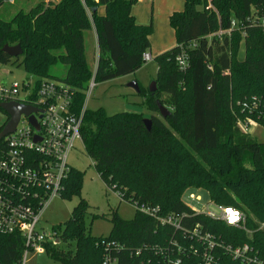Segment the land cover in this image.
Returning a JSON list of instances; mask_svg holds the SVG:
<instances>
[{
    "label": "trees",
    "instance_id": "16d2710c",
    "mask_svg": "<svg viewBox=\"0 0 264 264\" xmlns=\"http://www.w3.org/2000/svg\"><path fill=\"white\" fill-rule=\"evenodd\" d=\"M10 1L0 0V9ZM139 1H41L10 20L0 17V64L23 67L37 87L44 79L67 84L75 92V111L80 114L94 76L96 83H102L142 68L143 55L151 50L153 25L137 23L132 9ZM208 2L186 0L184 10L169 17L177 43L155 58L159 88L145 102L152 112L151 130L142 115L87 109L81 128L84 149L100 178L123 199L160 206L164 214H191L182 195L186 188L197 187L208 190L215 202L243 210L247 227L254 231L251 237L201 215L193 223L204 225L205 231L228 244L248 243L264 255V231H257L264 223V142L243 134L236 119V113L243 115L236 102L255 95L262 112L256 114L258 123L264 126V31L248 22L264 13V0H212V7ZM100 6L105 8L103 16L98 15ZM234 19L245 25L243 31L233 29L231 37L207 39L220 29H230ZM93 30L99 48L95 73L86 55V33ZM7 45H20L23 54L10 57L4 51ZM182 51L189 57L186 70L176 62ZM139 95L146 96L143 90ZM158 103L171 109L166 119ZM83 180L84 172L69 173L62 198L80 200L65 225L55 227L61 243H75V248L53 247V258L63 264H102L105 238L120 247L119 264H140L129 250L168 245L173 230L138 211L132 220L115 211L109 236H91L87 227L91 207L82 198ZM24 250L20 235L0 234V264H20ZM193 261L187 264L200 262Z\"/></svg>",
    "mask_w": 264,
    "mask_h": 264
},
{
    "label": "built area",
    "instance_id": "2783aa9c",
    "mask_svg": "<svg viewBox=\"0 0 264 264\" xmlns=\"http://www.w3.org/2000/svg\"><path fill=\"white\" fill-rule=\"evenodd\" d=\"M248 22L264 31V13L255 14ZM242 27L245 25L234 19L230 29H220L207 39L231 37L233 29L243 31ZM152 60L150 52L143 55L145 63ZM176 62L181 70L189 67L186 51H182ZM4 72L9 74L8 71ZM96 84L94 76L86 91V101L80 114L75 111V92L61 81L44 79L38 87L36 83L27 80L0 84V104L16 102L38 110L32 115L39 129L30 122L29 117L23 115L15 132L0 141L3 142L0 145V234H18L23 238L25 250L20 264H26L30 251L48 253L53 257L52 248L61 243L58 230L55 227L46 230L41 225L42 218L51 202L57 197L62 198L64 183L74 169L69 164L71 153L76 151L79 143L84 147L81 131L83 117L87 110L89 91ZM257 103L260 100L254 99L251 104L245 103V106L257 107ZM8 121L9 117L6 123ZM110 189L117 191L114 187ZM117 193L124 200L121 192ZM187 196L185 204L191 214H164L160 206L125 200L133 204L139 213L174 232L167 246L129 250L132 257H139L140 264H187L189 261L194 263L195 258H199V264H227L224 258L233 264H264V255L253 245L228 244L205 231L204 225L193 223V219L201 215L214 222L241 229L251 237L254 231L248 230L247 215L242 210L233 206L215 205L209 200L203 204L200 197L194 194ZM194 203L200 204V207ZM257 231H264V223H259ZM102 247V264H119L116 253L120 247L107 243L105 238L102 239ZM122 249L125 250V247ZM146 251L150 254L146 255Z\"/></svg>",
    "mask_w": 264,
    "mask_h": 264
},
{
    "label": "rangeland",
    "instance_id": "374dc122",
    "mask_svg": "<svg viewBox=\"0 0 264 264\" xmlns=\"http://www.w3.org/2000/svg\"><path fill=\"white\" fill-rule=\"evenodd\" d=\"M41 1L57 2L58 0H17L15 3L14 0H11L10 4H6L0 9V17L10 20L19 10H30ZM185 3L186 0H140L133 6L132 13L138 24L153 25V31L150 35V52L153 55V60L148 63L144 62L142 68L134 74L107 82L97 83L95 88L89 91V97L87 99L88 110L95 111L104 108L109 115L128 112L142 115L145 119H150L152 112L149 111L147 103L145 102L147 98L151 97L152 93H155L159 88L156 82L158 64L155 58L176 46V31L171 26L169 17L176 11H183ZM208 3L211 5V2ZM198 8L201 9V6ZM104 14L105 8L100 6L98 15L103 16ZM96 37L93 31L86 33V55L94 73L99 59V51L96 52ZM244 55L245 51L244 48H242L240 58L243 59ZM4 71H8L9 74H5ZM26 80L35 83V79L29 76L23 67L12 64H0V84H10L13 82L21 83ZM135 81L138 82L140 90L144 91L146 95L145 98L130 87V84ZM254 99L259 101L260 97L253 95L250 98H245L244 100L236 102L241 108V114H243L237 115L236 113L237 126L246 136L264 142V126L258 123V115H256L258 112L262 114L259 109V103L255 104L257 107L245 106V103L251 104ZM167 108L171 111L169 107ZM7 118L8 116L6 113L0 110V127L5 125ZM69 164L74 169L84 172L82 198L85 199L91 207L87 218V227L91 236H109L112 230V223L110 221L111 215L115 211L118 212L119 216L124 220H132L135 217V206L125 201L126 199H120L117 191L110 189L106 185L95 169V162L86 154L81 143L77 145L76 151L71 153ZM189 194L200 197L203 204L209 200L212 204L223 205L215 202L210 192L204 188H186L182 195L184 203L185 200L188 201L187 195ZM79 200L80 199L77 197L72 198V200L60 197L55 198L43 215L41 225L44 226L46 230H49L51 227L64 226L71 218L73 209L78 205ZM194 204L200 207V204ZM96 215L99 216V218L94 220L93 217ZM251 218L257 223L260 222L253 215H251ZM248 230L253 231L250 228H248ZM72 248H75V243L72 242H62L57 247L60 251H68ZM26 264L63 263L51 257L48 253L30 251L26 259Z\"/></svg>",
    "mask_w": 264,
    "mask_h": 264
},
{
    "label": "water",
    "instance_id": "95a60500",
    "mask_svg": "<svg viewBox=\"0 0 264 264\" xmlns=\"http://www.w3.org/2000/svg\"><path fill=\"white\" fill-rule=\"evenodd\" d=\"M4 51L12 58L20 57L23 54V51H22L20 45L14 46V47H10L7 45L4 48ZM130 87H132L137 93L140 92V87H139V84L137 81L132 82L130 84ZM158 106H159L161 116L164 119H166L171 114V112L169 111V109L167 107L163 106L160 103H158ZM0 109L2 111H4L9 117V121L6 123V125L3 127V129L0 133V141L4 137L8 136L9 134H12L15 132L17 125L20 121V118L23 115L29 117L30 122L37 129H39V125L37 123V120L32 115V114L38 112V110L36 108L29 106V105L22 104V103L11 102V103L0 104ZM144 124L146 125L147 129L150 131L151 126H152V121L150 119H144Z\"/></svg>",
    "mask_w": 264,
    "mask_h": 264
},
{
    "label": "crops",
    "instance_id": "0c3cea01",
    "mask_svg": "<svg viewBox=\"0 0 264 264\" xmlns=\"http://www.w3.org/2000/svg\"><path fill=\"white\" fill-rule=\"evenodd\" d=\"M177 12V11H176ZM173 14V13H172ZM134 15V14H133ZM93 32L95 33V36H97V34H96V32H95V30H93ZM96 52H98L99 51V48H98V41H97V37H96ZM151 53V52H150ZM98 54V53H97ZM152 54V53H151ZM153 56V55H152Z\"/></svg>",
    "mask_w": 264,
    "mask_h": 264
}]
</instances>
